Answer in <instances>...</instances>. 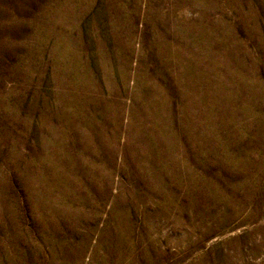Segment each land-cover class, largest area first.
Wrapping results in <instances>:
<instances>
[{
	"label": "rangeland",
	"instance_id": "obj_1",
	"mask_svg": "<svg viewBox=\"0 0 264 264\" xmlns=\"http://www.w3.org/2000/svg\"><path fill=\"white\" fill-rule=\"evenodd\" d=\"M0 264H264V0H0Z\"/></svg>",
	"mask_w": 264,
	"mask_h": 264
}]
</instances>
